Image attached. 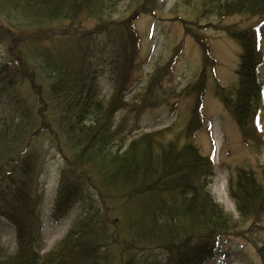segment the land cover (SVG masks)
I'll list each match as a JSON object with an SVG mask.
<instances>
[{"label":"trees","instance_id":"1","mask_svg":"<svg viewBox=\"0 0 264 264\" xmlns=\"http://www.w3.org/2000/svg\"><path fill=\"white\" fill-rule=\"evenodd\" d=\"M207 3L221 15L259 17L253 29L230 31L242 52L237 87L221 90V98L241 128L262 133L264 0H206L204 9ZM119 7L120 0H0V38L12 49L10 59L0 63V215L17 230V249L0 255V264H206L222 236L239 233V221L257 223L264 214V184L253 170L241 168L230 179L239 220L211 193L213 159L191 139L203 120V97L186 127L188 140L164 143L158 130L117 141L115 108L123 100V83H129L139 45L132 18L119 16ZM80 16L94 27L71 31L69 24ZM54 32L69 36L68 41L78 38L77 48H46ZM104 32L112 39L111 50L106 51L108 45L91 50ZM98 54L118 80L107 102L92 67ZM28 80L41 101L38 114L19 94ZM192 88L203 89L204 76ZM47 113L54 121L44 119ZM48 130L56 134L66 159L55 214L60 217L81 203L86 215L42 252L37 247L42 194L35 155L41 151L34 145ZM85 184L97 188L96 201ZM152 250L166 257H153Z\"/></svg>","mask_w":264,"mask_h":264},{"label":"rangeland","instance_id":"2","mask_svg":"<svg viewBox=\"0 0 264 264\" xmlns=\"http://www.w3.org/2000/svg\"><path fill=\"white\" fill-rule=\"evenodd\" d=\"M146 1L137 4L135 0H120L118 15H130L139 36V45L135 51L129 83L126 84V80L123 83V100L115 108L113 130L116 136H121L117 141L128 142L133 136L158 130H161L158 140L164 143L171 139L180 140V143L188 140L189 137L184 136L186 127L192 118L195 103L203 97V120L191 139L203 154L213 159L208 187L215 200L235 220H239L236 203L230 196L229 183L239 169L245 168L253 170L264 184V137H261V134L264 136V108L260 114L262 133L256 134L241 128L222 101L221 90H232L237 87L238 81L237 69L242 46L230 31L253 29L259 17L248 13L221 15L208 3L204 9L206 0ZM84 17L80 16L79 20L71 23L67 21L66 25L70 23L71 31L76 29L81 32L93 28V22ZM187 25H190L194 35L189 32ZM260 29L264 50V28L260 26ZM6 30L12 33V38L15 37L8 26ZM67 37L54 32L45 41V46L49 49L77 48L78 38L74 41L69 38L68 41ZM111 40L104 32L95 39L91 50L99 52L102 45H108L106 51L109 52L113 46L110 45ZM8 45L9 42L0 38V63L11 57L12 49ZM104 59L98 54L92 67L95 74L99 75L103 97L107 102L111 100L118 80L113 76L109 61ZM261 71L264 79V65ZM202 76L204 88H192ZM19 94L26 103L34 105L38 114L41 101L29 80L20 87ZM46 118L50 122L54 121L48 113ZM34 146L41 151L35 154L37 179L42 194L37 247L46 252L64 239L77 219L84 218L86 213H83L82 204L77 203L64 215L59 217L55 214V201L66 166V159L60 150L62 146L51 130L38 135ZM84 189L96 201L99 196L97 188L85 184ZM239 226V233L222 236L219 250L206 264H262L260 247H264V214L257 223L250 219L239 221ZM16 231L0 215V255H10L17 249ZM149 254L166 257L165 253L155 250Z\"/></svg>","mask_w":264,"mask_h":264}]
</instances>
